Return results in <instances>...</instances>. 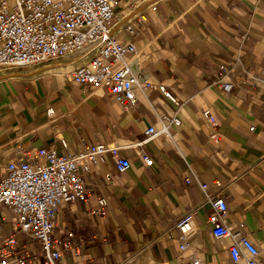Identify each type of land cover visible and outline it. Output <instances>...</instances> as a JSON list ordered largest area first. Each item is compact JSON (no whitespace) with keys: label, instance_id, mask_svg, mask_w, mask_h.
<instances>
[{"label":"crops","instance_id":"1","mask_svg":"<svg viewBox=\"0 0 264 264\" xmlns=\"http://www.w3.org/2000/svg\"><path fill=\"white\" fill-rule=\"evenodd\" d=\"M115 10L114 35L134 43L150 90L125 108L105 87L74 83V56L0 69V180L12 160L35 161L40 148L64 155L115 144L130 168L120 172L107 155L82 172L92 187L87 199L58 207L57 235H76L60 264H183L188 255L233 264L232 239L215 237L202 185H221L228 226L261 249L264 264V0H118ZM207 108L218 142L208 138ZM159 115L179 117L174 136L138 145L150 126H160ZM99 197L103 216L93 214ZM188 213L195 232L183 254L176 223ZM17 227L0 205V241ZM17 234L19 252L32 251V238Z\"/></svg>","mask_w":264,"mask_h":264},{"label":"built area","instance_id":"2","mask_svg":"<svg viewBox=\"0 0 264 264\" xmlns=\"http://www.w3.org/2000/svg\"><path fill=\"white\" fill-rule=\"evenodd\" d=\"M118 0H0V69L40 64L57 58L74 56L79 65L71 72L75 84L87 88L105 87L113 99L125 108L136 106L139 94H146L152 83L147 74L135 64L137 49L132 42L114 35L118 20ZM156 10V7H153ZM125 31L135 34L131 25ZM164 96L177 104L175 96L161 83ZM48 109V115H53ZM211 129L209 140L218 142L221 134L216 129V117L210 109L202 111ZM157 125L146 130L144 144L159 134L174 136L180 125L177 115H159ZM121 147L98 143L78 152L57 155L55 150L40 148L37 160H12L0 180V205L8 207L16 216L17 233L32 238L33 250L19 252L18 234L10 233L0 241V264H60L65 251L72 246L76 235L66 232L57 235V211L61 204L85 200L92 187L82 172L111 155L120 172L131 166L129 158L121 157ZM142 161L152 166L151 156L143 154ZM187 181H190L187 178ZM219 185V184H218ZM205 201L212 205L209 217L217 238L230 237L233 264H258L261 249L247 235L228 226V206L219 189L201 186ZM104 197L98 198L93 214L103 216ZM180 233L179 248L184 254L195 229L192 213L176 223ZM183 264H205L195 255L182 258Z\"/></svg>","mask_w":264,"mask_h":264},{"label":"rangeland","instance_id":"3","mask_svg":"<svg viewBox=\"0 0 264 264\" xmlns=\"http://www.w3.org/2000/svg\"><path fill=\"white\" fill-rule=\"evenodd\" d=\"M63 58H65V57H63ZM63 58H62V59H63ZM30 247H32V244H31V243H30V245H29V248H30Z\"/></svg>","mask_w":264,"mask_h":264}]
</instances>
